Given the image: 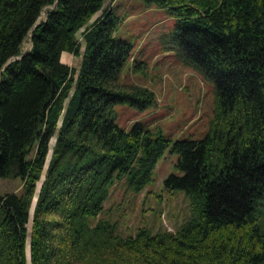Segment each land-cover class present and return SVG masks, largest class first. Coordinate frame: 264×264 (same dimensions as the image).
<instances>
[{"label":"trees","instance_id":"trees-1","mask_svg":"<svg viewBox=\"0 0 264 264\" xmlns=\"http://www.w3.org/2000/svg\"><path fill=\"white\" fill-rule=\"evenodd\" d=\"M105 1L0 0V176L23 180L0 192V264H28L52 136L30 264H264V0H144L178 17L176 41L215 83L206 131L174 139L118 122L117 102L143 108L155 94L120 81L130 43ZM81 28L74 77L61 52L80 54ZM166 149L179 172L164 185L185 191L191 215L123 236L101 215L110 190L120 178L142 190Z\"/></svg>","mask_w":264,"mask_h":264},{"label":"rangeland","instance_id":"rangeland-1","mask_svg":"<svg viewBox=\"0 0 264 264\" xmlns=\"http://www.w3.org/2000/svg\"><path fill=\"white\" fill-rule=\"evenodd\" d=\"M111 7L120 17L115 34L130 43V55L123 64L120 81L148 86L154 91L155 101L138 108L128 102H117L114 107L118 122L126 127L134 120H141L154 131L157 129L168 137H199L208 128L212 116L214 80L199 69L187 57L175 39L178 17L166 6L146 3L144 0H106L104 7ZM38 20L45 16V8ZM101 10L97 11L93 20ZM81 29L77 37L81 42L80 54L64 51L61 60L80 67L84 41ZM30 47L29 34L22 43V52ZM73 90V85L70 93ZM55 136L49 148L40 177L32 196L27 221L26 258L30 264L29 237L32 217L39 188L45 176L52 154ZM177 153L166 149L157 160L151 181L136 191L124 178L115 181L101 212L110 221H116V230L123 236L133 234L138 227L151 231H175L191 215L190 202L183 189H168L163 178L171 172L178 173L175 166ZM23 180L18 176H0V192H21Z\"/></svg>","mask_w":264,"mask_h":264},{"label":"water","instance_id":"water-1","mask_svg":"<svg viewBox=\"0 0 264 264\" xmlns=\"http://www.w3.org/2000/svg\"><path fill=\"white\" fill-rule=\"evenodd\" d=\"M25 53V51L24 52H22L20 55H18L17 57H20V56H22L23 54Z\"/></svg>","mask_w":264,"mask_h":264},{"label":"crops","instance_id":"crops-1","mask_svg":"<svg viewBox=\"0 0 264 264\" xmlns=\"http://www.w3.org/2000/svg\"><path fill=\"white\" fill-rule=\"evenodd\" d=\"M64 51H65V50H64ZM64 51L61 52V55H62V53H63Z\"/></svg>","mask_w":264,"mask_h":264}]
</instances>
